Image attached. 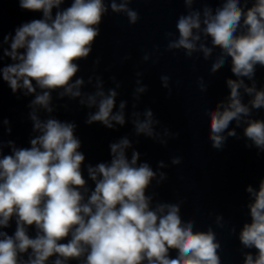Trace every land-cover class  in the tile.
<instances>
[{
	"label": "clouds",
	"instance_id": "obj_1",
	"mask_svg": "<svg viewBox=\"0 0 264 264\" xmlns=\"http://www.w3.org/2000/svg\"><path fill=\"white\" fill-rule=\"evenodd\" d=\"M65 2L19 0L22 10L42 13V18L24 22L14 36L3 37L4 43L10 41V50L3 55L13 63L0 67V78L13 93L23 89L25 95L35 94L29 115L37 135L30 139V147L0 140V264H221V244L211 227L195 230L194 220L182 219L180 203H154L156 194H146L154 180L160 185L167 179L159 171L167 165L160 161L154 171L149 163L140 162L135 150L129 158L132 142L128 137L109 145V162L88 164L85 178L77 125L51 116L52 93L59 90V98H79L81 105L95 107L87 124L100 122L109 129L114 124L123 126L127 101H120L114 111L120 84L105 91L102 77L90 76L87 83L95 80V91L82 92L85 80L77 78V61L92 52L109 7L113 13L125 14L130 25L140 16L129 7L132 0H110L109 4L105 0H71L70 6L62 8ZM197 2L183 0L187 14L177 19L178 37L165 33L167 50H183L188 58L202 53L209 60L219 49L212 74L230 60L235 78L225 81L228 96L207 111L208 138L214 149L221 150L228 138H239L236 128L244 125L243 136L251 142L245 147L264 152V120L252 118L253 110L264 109V87L257 88L255 79L257 66L264 68V0H251L250 6L249 0H221L215 9L207 3L194 9ZM149 59L144 55L145 62ZM111 79L115 81V77ZM160 80L170 95V77L162 75ZM136 85L133 99L139 101L148 88L140 79ZM198 86L201 92L207 91L203 77ZM245 95L249 97L246 103ZM41 109L48 118H40ZM131 115L137 136L165 146L168 139L179 136L167 128L156 131L160 121L150 108ZM233 122L236 128H230ZM7 131L10 134L11 127ZM5 147L10 154H4ZM181 163L180 157L171 160L172 165ZM245 191L251 220L243 224L238 239L243 248L255 249V253L244 252L243 264H264V178L258 188L248 185ZM13 221L15 229L9 234L6 229ZM215 223L224 227L223 216L217 215Z\"/></svg>",
	"mask_w": 264,
	"mask_h": 264
}]
</instances>
